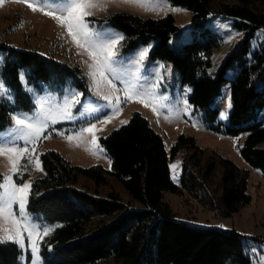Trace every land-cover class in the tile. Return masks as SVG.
Returning a JSON list of instances; mask_svg holds the SVG:
<instances>
[{"label":"trees","instance_id":"obj_1","mask_svg":"<svg viewBox=\"0 0 264 264\" xmlns=\"http://www.w3.org/2000/svg\"><path fill=\"white\" fill-rule=\"evenodd\" d=\"M192 13L193 37L180 51L170 45L181 32L172 15L143 18L127 11L113 13L109 22L124 34V53L156 41L152 60L171 62L182 84L191 87L189 102L205 113L210 128L227 135L245 134L242 157L264 171V39L254 46L256 31L264 28V0H169ZM216 15L236 19L244 38L215 66L214 53L222 37L208 22ZM6 50L0 76L13 91V103L0 99V131L12 123L18 110L35 107L24 89L21 73L40 91L44 86L62 88L68 83L87 91L80 65L59 61L35 50ZM238 70L230 79L228 72ZM231 83L232 111L229 123H218L219 109L212 106L223 87ZM59 125L58 129H63ZM112 165L83 167L61 153L41 155L43 175L32 183L28 210L47 222H60L41 242L43 264H253L245 236L236 229L203 228L176 218L165 199L166 192L188 193L204 208L231 217L251 201L249 170L215 153L207 155L195 137L179 135L170 152L161 134L141 113L100 138ZM183 153L179 183L172 180L170 161ZM115 176L139 204H125L117 194L103 197L75 185L81 178L97 186ZM0 174V178H2ZM22 250L14 242L0 243V264H19ZM30 260V254H28Z\"/></svg>","mask_w":264,"mask_h":264},{"label":"rangeland","instance_id":"obj_2","mask_svg":"<svg viewBox=\"0 0 264 264\" xmlns=\"http://www.w3.org/2000/svg\"><path fill=\"white\" fill-rule=\"evenodd\" d=\"M28 2L30 0L0 2V72L6 53L1 45H7L19 50H35L44 55H53L59 61L80 65L88 87L87 91H83L73 83H68L62 88L44 86L40 91L28 83L25 72H22V84L31 94L35 107L30 111H15L12 115L28 114L31 122L40 125V134L27 140H14L17 147L26 149L25 154L17 161L16 172L11 171L12 165L8 161V155L16 154H0V174L3 177L11 176L17 184L23 182L30 185L23 215L38 226V236L34 233L30 238L29 233L24 232L20 242L16 243L22 250L19 264H43L41 242L60 225V222H47L28 210L33 180L44 173L42 153L55 150L75 165L83 167L102 165L110 171L111 161L100 144V138L126 124L135 112L144 115L151 126L162 135L168 152L179 135L187 134L196 138L198 145L206 150L207 155L215 153L232 160L240 168L249 170L248 192L252 197L251 201L231 217H223L204 208L186 192L182 194L166 192L165 199L171 205L176 218L190 225L236 229L245 236V244L253 264H260L264 260V171L252 167L242 157L240 149L246 135L232 136L211 129L204 121L205 113L196 110L189 102L191 87L182 84L174 65L169 61L150 58L156 41L124 53L122 51L124 34L108 20L111 14L121 11L143 18L172 15L181 32L171 39L170 45L180 51L183 44L191 41L193 37L192 13L173 5L169 0H147L150 4L148 9L138 7L132 0H95L98 6L88 8L87 11L91 14L83 17V23L90 34V41L86 43L84 37L79 35L74 40L65 24L58 22L52 15L33 11L28 7ZM55 2L66 3L67 0ZM235 22L234 17L227 15H216L208 22V25L222 37V46L213 55L214 67L221 64L244 38V32L235 26ZM118 35H122L123 39L108 49L115 53L111 63L112 71L101 69L104 72L101 77L94 67L93 57L97 53L91 44ZM263 39L264 28H260L256 31L254 46ZM144 49H147V54L141 61L139 53ZM237 73L238 70H230L228 76L233 79ZM0 82L5 90L4 94H0V99L13 103V91L4 84L1 76ZM77 93L80 95H76ZM66 100L69 101L67 105ZM72 100H80L81 103L73 104ZM141 100L144 103H141ZM145 103L149 106L146 107ZM212 106L220 111L217 122L227 125L232 111L231 83L223 87L221 95ZM222 112L227 113L226 119L221 118ZM258 121H264V109L260 112ZM59 125L64 126L62 130L58 129ZM10 129H16L13 120L8 127L0 131V143L9 136ZM15 135L16 131H13L11 136ZM69 137L72 139L69 140ZM260 147L264 148V142ZM182 160L183 153L180 152L170 161L171 176L175 183H179L181 179ZM173 165L175 167H172ZM108 178V184L103 186H97L93 180L81 178L75 188L81 191L88 190L94 196H97L98 190L99 194L106 198L110 193H114L123 203L139 206L115 176L108 173ZM12 211L17 219L21 217L18 204L12 206ZM2 223L3 221H0V224ZM45 227L51 229L47 235L43 232Z\"/></svg>","mask_w":264,"mask_h":264},{"label":"snow or ice","instance_id":"obj_3","mask_svg":"<svg viewBox=\"0 0 264 264\" xmlns=\"http://www.w3.org/2000/svg\"><path fill=\"white\" fill-rule=\"evenodd\" d=\"M0 2H2V0H0ZM132 2L136 3L138 7L145 9L150 7L147 0H132ZM97 6L98 5L95 3V0H67L66 3H56L55 0H30V2H28V7H30L33 11H40L45 15H52L58 22L65 24L68 28L69 34L73 35L74 40L77 38V35H79L84 37L86 43L90 41V34L86 30V26L83 23V17L91 14L87 11L88 8ZM73 29H75V32H73ZM122 39L123 36L118 35L114 38H109L102 40L99 43L91 44L97 53V55L93 57L95 61L94 67L96 72H98L101 77L104 75V72L101 71V69L112 71L111 63L115 53L108 51V49ZM89 54L92 55V53ZM146 54L147 49H144L139 53L141 61ZM95 74L96 73L94 72L93 75ZM21 79H23V73H21ZM109 83H111V81H109ZM4 92L5 90L3 89V84L0 82V94H4ZM76 95L80 94L77 93ZM105 99H107V97H105ZM68 102L69 101L66 100V105ZM140 102L144 103L143 100ZM71 103L80 104L81 101L72 100ZM145 106L147 107L149 105L145 103ZM230 107L231 103L229 101V108ZM153 111H155V108ZM65 114L67 115V113ZM221 118L226 119L227 113L222 112ZM11 119L15 121L16 129H10L9 136L5 137L3 143H0V154H16L15 156L8 155V161L12 165L11 171L16 172L17 161L23 154H25L26 149L17 147L14 144V140H27L29 137H38L40 134V125L31 122V118L28 117V114L12 115ZM13 131H16V135L14 137L11 136ZM71 139L72 138L69 137V140ZM172 167H175V165ZM29 189L30 185L23 182L17 184L12 180L11 176H4L0 178V221H3V223L0 224V243L8 241L19 243L24 232H28L30 238L34 233L37 236L39 235L38 226L30 222L26 215H23ZM14 204L19 205V209L22 214L19 219H17L16 215L12 211V206ZM50 230L51 229L45 227L43 232L47 235ZM33 250L35 251L34 245ZM260 264H264V260H262Z\"/></svg>","mask_w":264,"mask_h":264}]
</instances>
